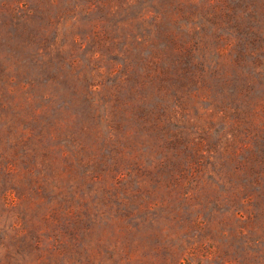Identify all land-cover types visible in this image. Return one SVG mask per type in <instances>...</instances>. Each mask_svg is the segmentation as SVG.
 <instances>
[{"label":"rangeland","instance_id":"rangeland-1","mask_svg":"<svg viewBox=\"0 0 264 264\" xmlns=\"http://www.w3.org/2000/svg\"><path fill=\"white\" fill-rule=\"evenodd\" d=\"M0 264H264V0H0Z\"/></svg>","mask_w":264,"mask_h":264}]
</instances>
